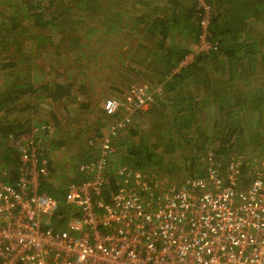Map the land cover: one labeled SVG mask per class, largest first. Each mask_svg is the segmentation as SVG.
<instances>
[{
	"label": "trees",
	"instance_id": "trees-1",
	"mask_svg": "<svg viewBox=\"0 0 264 264\" xmlns=\"http://www.w3.org/2000/svg\"><path fill=\"white\" fill-rule=\"evenodd\" d=\"M203 1L209 6L212 47L179 66L201 32L198 0H139L143 9L129 22V0H0V172L7 182L16 181L17 143L40 128L42 145L49 149L40 190L56 202L50 218L57 231L77 214L67 202L68 186L90 178L79 166L97 160V138L113 121L80 99L84 83L76 73L97 54L121 60L123 83L142 77L161 90L111 137L115 150L106 158L104 198L132 190L126 173L147 175L149 189L139 191L147 200L155 197L153 174L167 180L183 172L188 179L202 178L212 166L202 159L206 155L224 162L226 173H217L225 181L230 162L238 161L237 191L263 171L251 167L264 150V43L254 36L264 37V0ZM133 86L125 92L118 88L120 97ZM56 102L63 108L74 103L78 113L89 112L86 117L95 114L86 125L92 129L68 136L64 128L79 117H65L62 130L55 112L53 125L38 121L43 105ZM58 149L66 155L63 162L69 161L62 173L49 155ZM235 152L247 155L245 160L232 157Z\"/></svg>",
	"mask_w": 264,
	"mask_h": 264
},
{
	"label": "built area",
	"instance_id": "built-area-1",
	"mask_svg": "<svg viewBox=\"0 0 264 264\" xmlns=\"http://www.w3.org/2000/svg\"><path fill=\"white\" fill-rule=\"evenodd\" d=\"M198 4L203 15L196 51H207L212 47L206 31L209 6L203 0ZM192 57L187 53L179 66ZM150 101L139 84L123 97L108 99L103 110L113 121L97 160L79 166L90 178L68 186L67 202L77 214L64 230L54 229L50 217L56 202L40 190L49 150L40 128L17 143L16 181L7 182L0 172V264H264V174H254L237 191L236 160L230 162L227 181L209 166L206 176L184 180L159 194L157 202L141 198L140 192L149 189L145 181L137 183L139 190L103 197L111 137L126 128L129 113ZM122 110L128 116L116 119Z\"/></svg>",
	"mask_w": 264,
	"mask_h": 264
},
{
	"label": "rangeland",
	"instance_id": "rangeland-1",
	"mask_svg": "<svg viewBox=\"0 0 264 264\" xmlns=\"http://www.w3.org/2000/svg\"><path fill=\"white\" fill-rule=\"evenodd\" d=\"M127 16L129 17V20H128V22H129L131 19V13L127 14ZM254 36H256L258 41L262 40V42L264 43V37H262L261 35L259 36L258 33L254 34ZM133 39L134 38L131 37V40L135 43V41ZM118 41H119V44H122L121 40L118 39ZM108 46H109V44L105 43V45H104L105 50L108 49ZM190 47H191V49H190L191 53L194 54L195 52H197L196 51L197 50L196 42ZM87 48H85L83 51L87 52L86 51ZM101 55L97 54L96 56H94V58L91 59L90 62L86 64V67L82 68L81 71L76 73V80L83 81V83H84V93L82 95L80 94V96H81L80 99H83V100L90 102L91 105H95L96 107L94 109L99 107L101 114H102V110H103L106 102L108 101V99L121 96V92L119 93L117 90L118 88L121 89V91L125 92L133 85H136V84L137 85L139 84L142 86L144 85L146 92L149 93V95L151 97L150 102H152V100H154L156 96L161 95V90L159 87L151 86L149 84V80L142 79V77L138 78L137 81H135V83L132 82V84H129V85L123 83L124 81H122V78L120 77V75H122V73H124L125 70L120 66V64H123L121 62V60L117 63L116 61L118 60V58H116L114 55L113 56L112 55L111 56L110 55H103V57H105L104 59ZM124 58L122 59V61H124ZM102 60H104V61H102ZM100 62H102V63H100ZM102 64H104V65H102ZM98 66H101V68H98ZM52 105H53V107L49 106L48 104L43 105V111H41L40 114L35 115V117L38 119V121H42L41 123L49 121V124L53 125L52 116H53V113L55 112L60 117V128L61 129H62V127H64L63 124L66 121L65 117H69L71 115H75L76 117H79V119L72 122L73 125L69 124L67 126V128H64V130L62 129L65 133H68L67 134L68 136L74 135V134L82 135V134L88 133V132H85L82 130L83 127L88 128V129H92V127L90 128L89 126H86V125L90 122L93 123V121L96 117L95 114H92L91 116L89 114L86 117L85 114H87L89 112L78 113V111L76 110L77 106L74 103L68 104V106H66L65 108L59 106V104H57V102L53 103ZM147 106H148V104L143 106L142 109H145ZM49 110L52 111L51 112L52 114L49 113ZM128 113L129 112H127L126 110H122L119 112V114L115 118L121 119L124 116H128ZM129 115L132 117L134 115V112L129 113ZM105 126L106 125H104L100 131L101 132L100 137L97 138L98 147H99V142L101 141L103 134L105 133L104 131H106ZM40 131H39V134H40ZM90 133H91V131L89 132V134ZM45 142L47 143V139ZM112 150H115V146H114V148L112 147ZM262 151L263 152H261L259 158L255 157L256 159H253L255 161L252 162V167H251L252 170H256L259 167H263L262 168L263 171L260 172V174H262V173L264 174V150H262ZM62 152H63L62 149H58V152L57 151H50V153L48 152L51 159H52L51 162H53V165L55 163V166H56L55 168H57V169L59 168L61 173H62L63 168L64 169L69 168V166H68L69 161L63 162L64 158H62V156L66 157V155H63ZM231 156L234 158H238L241 161V160H245L247 155H242V153L238 154L235 152ZM202 157H203L202 159L207 161V163H209L210 165L214 166L215 168L226 173L224 162L218 160L217 158H215L213 161H211L207 157V155L202 156ZM65 159H67V158H65ZM126 174H127V177L130 178V181H126L125 184L126 185H132V187L130 189H135L136 185L139 181H145L146 183H148L147 182L148 178H147V175L145 173L139 174V172H135L133 176L129 175L128 173H126ZM185 174H186V172H183V174L178 175L177 179H171V180L170 179L167 180L164 177H163V179L162 178H156V177H158V175L153 174V178H154L153 184L155 187L152 190H153V193L155 194L154 196L156 197V198L154 197L153 200L157 202L158 197H161V195H159V194H165L167 191L170 190V188L173 189V188L177 187L180 183L184 182V180L188 179L189 177H187ZM132 178H133V180H132Z\"/></svg>",
	"mask_w": 264,
	"mask_h": 264
},
{
	"label": "crops",
	"instance_id": "crops-1",
	"mask_svg": "<svg viewBox=\"0 0 264 264\" xmlns=\"http://www.w3.org/2000/svg\"><path fill=\"white\" fill-rule=\"evenodd\" d=\"M144 1L148 2V1H153V0H144ZM154 1H156V0H154ZM158 1H161V0H158ZM129 2L132 3L128 7V9L131 12V17H133L134 15H137L139 9H141V10L143 9V6L140 5L139 0H129Z\"/></svg>",
	"mask_w": 264,
	"mask_h": 264
}]
</instances>
